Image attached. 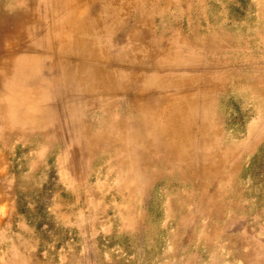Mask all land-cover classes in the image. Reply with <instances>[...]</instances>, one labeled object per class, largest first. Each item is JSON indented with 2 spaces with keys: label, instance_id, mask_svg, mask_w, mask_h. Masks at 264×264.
<instances>
[{
  "label": "rangeland",
  "instance_id": "374dc122",
  "mask_svg": "<svg viewBox=\"0 0 264 264\" xmlns=\"http://www.w3.org/2000/svg\"><path fill=\"white\" fill-rule=\"evenodd\" d=\"M0 77V264H264V0H0Z\"/></svg>",
  "mask_w": 264,
  "mask_h": 264
},
{
  "label": "bare ground",
  "instance_id": "6f19581e",
  "mask_svg": "<svg viewBox=\"0 0 264 264\" xmlns=\"http://www.w3.org/2000/svg\"><path fill=\"white\" fill-rule=\"evenodd\" d=\"M137 1H139V2H146L147 0H137ZM150 1V0H149ZM123 4V3H122ZM104 25V24H103ZM110 32V31H109ZM93 41V40H92ZM94 43L93 42H91V41H89V42H87V47L88 48H91V47H93L92 45H93ZM84 48V47H83ZM86 48V47H85ZM87 48V49H88ZM141 51V50H140ZM18 55V54H17ZM162 56V55H161ZM20 58V59H19ZM18 59V62H14V63H11V69H13V70H20L21 69V67H22V62L23 61H21V58H22V56L21 57H19ZM165 58H166V56H165ZM164 58V59H165ZM24 59H26V58H24ZM28 59V58H27ZM26 59V60H27ZM29 62H27V64H28ZM25 64H26V62H25ZM26 67V66H25ZM33 67H35V64H33V63H30V67H29V70L31 71V69H33ZM70 74V73H69ZM74 74V73H73ZM16 75H18L17 73H16ZM12 76V75H11ZM0 81L1 82H7L6 81V79L5 78H2V77H0ZM3 85H5V84H3ZM28 93H31V98H37V95H36V93H34V92H32V91H29ZM105 102V101H104ZM103 102V103H104ZM104 105V104H103ZM110 105V104H109ZM111 106V105H110ZM110 108V107H109ZM109 110V109H108ZM132 113V112H131ZM158 115V114H157ZM154 117V116H153ZM159 117V116H158ZM128 120H129V123L130 124H132V126H133V124L135 123V124H137V126H139V127H141V128H143V129H147V125H148V120L146 119V118H143V117H141V116H138V117H136V118H132L131 117V114H129L127 117H126ZM149 118V117H148ZM177 118V117H176ZM149 120H150V118H149ZM151 120H152V118H151ZM156 120V119H155ZM100 122V121H99ZM132 126H130V130H131V134H140V129H138V130H136L134 127L132 128ZM109 129V128H108ZM166 129V128H165ZM164 130V129H163ZM159 131L158 133L156 132V135L157 134H161V133H163L164 131ZM116 135V134H115ZM147 138V137H146ZM159 138H161V135H160V137ZM117 140H118V137H117ZM123 140V139H122ZM121 141V140H120ZM141 145L142 146H144L143 144V141H141ZM154 144V143H153Z\"/></svg>",
  "mask_w": 264,
  "mask_h": 264
}]
</instances>
